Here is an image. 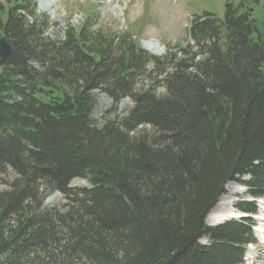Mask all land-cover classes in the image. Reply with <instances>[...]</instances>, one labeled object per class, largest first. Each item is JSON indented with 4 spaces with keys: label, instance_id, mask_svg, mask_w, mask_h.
<instances>
[{
    "label": "trees",
    "instance_id": "16d2710c",
    "mask_svg": "<svg viewBox=\"0 0 264 264\" xmlns=\"http://www.w3.org/2000/svg\"><path fill=\"white\" fill-rule=\"evenodd\" d=\"M253 3L194 16L195 44L156 56L92 16L57 37L34 0H0L12 47L0 57V264H244L252 218L206 219L237 177L264 197V5L257 15ZM100 95L113 104L99 124ZM53 193L65 203L47 205Z\"/></svg>",
    "mask_w": 264,
    "mask_h": 264
},
{
    "label": "rangeland",
    "instance_id": "374dc122",
    "mask_svg": "<svg viewBox=\"0 0 264 264\" xmlns=\"http://www.w3.org/2000/svg\"><path fill=\"white\" fill-rule=\"evenodd\" d=\"M3 1V0H2ZM5 1V0H4ZM45 4H50L53 15L43 11L44 7L38 0L35 2V10L39 16L46 13L49 16L50 28L48 34L62 36L63 29L67 25H77L80 20L94 17L92 22L93 29H102L114 34L130 33L137 41L151 40L157 41L164 48L163 56L169 51L175 49L178 45H184L188 37V26L193 14L209 11L222 17L224 15L225 4L227 0H42ZM238 3L240 0H231ZM253 3L252 5H254ZM264 0H258L254 5L256 14L260 15ZM132 29V30H131ZM194 45V41L189 40ZM152 55L154 52L141 45ZM157 56V55H156ZM159 91H163L159 88ZM112 100L106 96H99V106L94 113V117L100 124L104 120L107 109L112 107ZM132 107V101L129 98L120 103L117 113L125 114ZM250 177H237L225 185V192L222 194L209 214L214 210L218 202L230 200L232 208L238 215L245 213L240 211L237 206L240 202L254 203L257 212L252 215L255 223L253 229L257 238V244H250L246 248L244 264H264V197L254 200L248 194L247 181ZM5 185V184H0ZM91 184L86 179L76 178L71 182L73 187H88ZM48 202L49 206H57L65 203L63 195ZM53 194L49 195L51 197ZM48 197V198H49ZM47 198V199H48ZM47 201V200H46ZM208 214V215H209ZM247 214V213H246ZM208 217V216H207ZM232 218V217H231ZM209 225L217 226L230 220ZM207 242V238L202 239Z\"/></svg>",
    "mask_w": 264,
    "mask_h": 264
},
{
    "label": "bare ground",
    "instance_id": "6f19581e",
    "mask_svg": "<svg viewBox=\"0 0 264 264\" xmlns=\"http://www.w3.org/2000/svg\"><path fill=\"white\" fill-rule=\"evenodd\" d=\"M145 46L154 53H163L164 50L158 47L156 44L147 42ZM230 200H221L218 202L214 210L208 215L206 221L209 225H214L222 221H226L229 218L238 217V213L232 208ZM264 215V212L262 213ZM264 233V230H262Z\"/></svg>",
    "mask_w": 264,
    "mask_h": 264
},
{
    "label": "water",
    "instance_id": "95a60500",
    "mask_svg": "<svg viewBox=\"0 0 264 264\" xmlns=\"http://www.w3.org/2000/svg\"><path fill=\"white\" fill-rule=\"evenodd\" d=\"M11 51H12L11 45L4 38L1 39L0 40V57L2 59H4ZM107 99H109V98H107ZM109 100H111V99H109ZM58 196H60V195L54 194L51 197H49L46 202L47 203L51 202L52 200L58 198Z\"/></svg>",
    "mask_w": 264,
    "mask_h": 264
}]
</instances>
